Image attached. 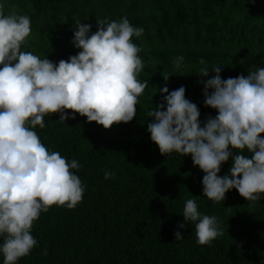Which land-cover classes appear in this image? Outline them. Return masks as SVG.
I'll list each match as a JSON object with an SVG mask.
<instances>
[{"label":"trees","instance_id":"1","mask_svg":"<svg viewBox=\"0 0 264 264\" xmlns=\"http://www.w3.org/2000/svg\"><path fill=\"white\" fill-rule=\"evenodd\" d=\"M5 12L31 18L22 50L54 63L80 51L72 44L74 18L91 24V35L99 20L127 17L143 29L133 40L145 61L140 79L149 84L128 123L104 129L78 113L64 123L54 113L44 117V129L37 126L50 150L82 165L76 174L85 193L74 209L54 205L41 214L32 227L37 246L18 264H264V198L248 202L232 189L223 202L209 200L191 156L162 155L147 132L165 86L185 88L202 124L217 115L204 105L203 82L215 73L199 76L201 59L209 70L219 64L222 79L264 68V0H6ZM179 56L183 70L173 64ZM105 170L115 177L106 180ZM190 198L221 223L223 235L211 246L197 243L194 224L178 228ZM175 231L183 239L175 241Z\"/></svg>","mask_w":264,"mask_h":264},{"label":"clouds","instance_id":"2","mask_svg":"<svg viewBox=\"0 0 264 264\" xmlns=\"http://www.w3.org/2000/svg\"><path fill=\"white\" fill-rule=\"evenodd\" d=\"M5 4L0 0V256L2 264H18L37 246L32 227L41 214L54 205L74 209L85 193L76 174L82 165L50 150L35 131L37 126L44 129V117L54 113L63 123L78 113L104 129L128 123L137 115L136 106L149 84L140 79L145 61L133 40L143 35V29L127 17L96 21L97 30L91 35L92 25L74 18L72 44L80 51L54 63L22 50L31 36V18L6 14ZM183 61V56L176 57L174 67L183 70ZM200 63L205 67L199 76L215 73L203 82V94L204 105L217 115L202 124L185 88L169 92L165 86L160 89L163 102L148 113L150 139L162 155L191 156L193 165L204 173L202 195L209 200L223 202L226 193L235 189L248 202L260 201L264 198V68L222 79L219 64L209 70L205 60ZM230 157L228 172L218 175ZM114 177V172L105 170L106 180ZM182 216L178 228L194 224L200 245L211 246L223 235L218 217L203 214L195 199L186 200ZM174 237L183 239L179 231Z\"/></svg>","mask_w":264,"mask_h":264}]
</instances>
